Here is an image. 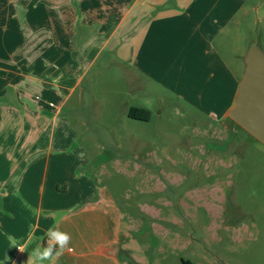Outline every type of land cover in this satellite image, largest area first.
<instances>
[{"label":"crops","instance_id":"obj_1","mask_svg":"<svg viewBox=\"0 0 264 264\" xmlns=\"http://www.w3.org/2000/svg\"><path fill=\"white\" fill-rule=\"evenodd\" d=\"M3 4L0 264H27L33 249L47 246L54 226L71 236L70 250L57 264H138L127 247L125 216L95 180L100 173L88 171L99 158L94 146L112 143L111 122L138 125L128 118L131 108L149 111L150 123L171 101L224 121L217 126L239 135L226 123L232 121L228 112L240 79L224 58H244L254 42L258 45L250 37L243 51L237 50L242 31L264 20V14L256 17L264 0ZM74 94L76 129L69 126L67 132L61 111ZM94 95L105 99L94 101ZM21 246L24 252L18 251Z\"/></svg>","mask_w":264,"mask_h":264},{"label":"rangeland","instance_id":"obj_2","mask_svg":"<svg viewBox=\"0 0 264 264\" xmlns=\"http://www.w3.org/2000/svg\"><path fill=\"white\" fill-rule=\"evenodd\" d=\"M263 14L264 6L256 17ZM250 37L264 53L263 19L242 31L237 50ZM224 59L241 80L244 58ZM159 113L133 127L111 122L112 143L95 144L99 158L88 168L125 216L130 254L138 264H264V144L229 120L239 135H228L217 126L224 121L173 101ZM61 114L66 131L76 129V94Z\"/></svg>","mask_w":264,"mask_h":264},{"label":"water","instance_id":"obj_3","mask_svg":"<svg viewBox=\"0 0 264 264\" xmlns=\"http://www.w3.org/2000/svg\"><path fill=\"white\" fill-rule=\"evenodd\" d=\"M244 70L228 117L264 144V53L254 42L244 56Z\"/></svg>","mask_w":264,"mask_h":264},{"label":"clouds","instance_id":"obj_4","mask_svg":"<svg viewBox=\"0 0 264 264\" xmlns=\"http://www.w3.org/2000/svg\"><path fill=\"white\" fill-rule=\"evenodd\" d=\"M59 221L57 222V224ZM48 243L47 246H37L29 254L27 264H43L44 261H48L49 264H57L59 257L64 254V251L68 249L71 241L69 233L60 230L58 226H54L48 229ZM24 247H19L18 251L24 252ZM70 250V249H68Z\"/></svg>","mask_w":264,"mask_h":264},{"label":"trees","instance_id":"obj_5","mask_svg":"<svg viewBox=\"0 0 264 264\" xmlns=\"http://www.w3.org/2000/svg\"><path fill=\"white\" fill-rule=\"evenodd\" d=\"M150 112L144 109H138V108H131L128 111V118L132 121H137V122H149L150 120ZM239 127V126H237ZM181 264H191L188 261L181 260Z\"/></svg>","mask_w":264,"mask_h":264},{"label":"built area","instance_id":"obj_6","mask_svg":"<svg viewBox=\"0 0 264 264\" xmlns=\"http://www.w3.org/2000/svg\"><path fill=\"white\" fill-rule=\"evenodd\" d=\"M48 239H49V238L47 237V238H46V244L48 243Z\"/></svg>","mask_w":264,"mask_h":264},{"label":"flooded vegetation","instance_id":"obj_7","mask_svg":"<svg viewBox=\"0 0 264 264\" xmlns=\"http://www.w3.org/2000/svg\"><path fill=\"white\" fill-rule=\"evenodd\" d=\"M235 124V123H234ZM209 156H206L205 158H208Z\"/></svg>","mask_w":264,"mask_h":264}]
</instances>
